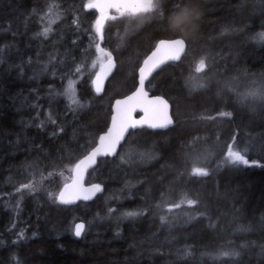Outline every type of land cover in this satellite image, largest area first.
Returning <instances> with one entry per match:
<instances>
[{
  "label": "trees",
  "instance_id": "16d2710c",
  "mask_svg": "<svg viewBox=\"0 0 264 264\" xmlns=\"http://www.w3.org/2000/svg\"><path fill=\"white\" fill-rule=\"evenodd\" d=\"M87 2L0 0V264H264V104H241L236 94L264 78V0H159L163 18L108 19L103 41ZM184 9L192 14L178 19ZM170 16L188 47L147 88L169 99L179 119L168 129L139 128L134 145L101 158L87 177L103 188L95 198L60 203L75 164L107 129L114 99L136 88L138 65L156 42L176 35ZM97 43L116 60L101 94L92 84ZM202 56L208 67L197 72ZM69 80L83 108L64 94ZM243 139L261 152L247 148L248 165L229 163V146L243 153ZM129 146L156 158L122 163ZM203 146L213 152L202 164L209 174L193 175ZM41 174L36 191H18ZM185 194L197 203L169 212ZM232 250L240 255H221Z\"/></svg>",
  "mask_w": 264,
  "mask_h": 264
},
{
  "label": "snow or ice",
  "instance_id": "6c2138e0",
  "mask_svg": "<svg viewBox=\"0 0 264 264\" xmlns=\"http://www.w3.org/2000/svg\"><path fill=\"white\" fill-rule=\"evenodd\" d=\"M54 5L49 6V13L52 12ZM86 9H97L100 12L99 17L95 20V30L99 36V39L103 41L104 39V24L108 19L116 20V17H109L107 14L108 9H115V11L121 17H134L142 16L145 18L147 14H154L163 18L164 12L161 3L159 0H88L84 5ZM181 6L179 4L175 5V10H179ZM197 16L202 17V13L196 9H193ZM192 13L188 9L183 10V16L178 19H187ZM59 16V13H56ZM172 16L167 18V23L172 30L170 25V19ZM55 20L50 19L49 24L54 23ZM73 23H77V20L74 19ZM49 28L44 29V34L47 35ZM173 31V30H172ZM228 29L224 30L226 33ZM174 32V31H173ZM175 33V32H174ZM222 33V35L224 34ZM173 38L161 39L154 46V50L151 51L150 55H147L140 65H138L139 71V87L131 95L126 97L123 100H116L114 115L111 117V127L107 131L100 135L98 138V144L94 146L90 152L84 155L83 159H80L78 163L75 164L74 172L75 177L71 184L67 182L64 185L63 190L55 197L60 203H70L72 199L79 198L80 194L83 193V198L85 200L90 199L92 195L96 192H102L103 188L100 184H92L89 188L83 186V177L84 173L88 166L95 163L96 157L98 155H116V149L118 145L121 144V141H124L125 144H135L133 136L137 129L143 128L146 124L148 128L151 129H168L170 126H174L179 119L178 113L172 111V106L161 96H154L151 99L148 96V92L145 91V80L153 72H155L160 65H162L167 59H178L179 54L184 52L188 47L189 39H186L183 35L177 34ZM264 35V34H262ZM196 36V35H195ZM178 37V38H177ZM96 49V60L92 62V66L95 67L98 63L100 65V71L95 73V79L92 80V84L95 88L96 93H100L103 90V82L108 74L116 67V60L111 51H107L105 48L100 47V44L95 45ZM207 56H202L199 59V62L196 67L197 72H203L207 67ZM85 61H81L79 65L75 66V73L81 74L83 71ZM196 82L199 87H204V82L201 78H196ZM74 81L69 80L68 87L65 90L64 94L68 97L71 105H74L78 108H83L85 105L80 102L75 93ZM226 87L230 91L236 92V89L232 88L230 84H226ZM238 96V101L241 104L251 100L253 102L259 101L261 104H264V78H261L260 81L255 79L251 80L249 87L242 92H236ZM137 106H140L145 113L142 120H135L132 118V112ZM221 116H230L231 113H220ZM176 117L174 120L173 117ZM211 118V117H209ZM63 129H61L62 131ZM126 137L128 139H126ZM247 150L242 153L239 150L234 151L231 146H229L227 151V160L231 164H244L248 165L249 160L246 158ZM155 155L152 153L138 151L135 148L129 146L123 155H120V160L122 163L133 164L146 162L148 160L155 159ZM204 160L207 159V156L203 157ZM201 157L197 155L193 159V168L192 174L199 176H207L208 170L205 167L196 166ZM63 175V173H59ZM53 173H49V176ZM43 174L40 175L39 181L35 179L27 184L21 185L18 191L27 189L30 192L36 191L37 187L43 184V181L46 179ZM49 196L52 197L53 194L49 193ZM187 203L189 205H194L197 202L193 199H189L185 194L180 203H173L167 205V210L169 212L174 208H180L182 203ZM142 213L133 212L127 213L129 216H136ZM166 216L161 217L162 222L167 221ZM84 228L83 224H78L75 227V235L80 236L81 231ZM246 247V245H245ZM261 254L264 255V246H261ZM223 256H239L240 253L236 250L231 252H222Z\"/></svg>",
  "mask_w": 264,
  "mask_h": 264
},
{
  "label": "water",
  "instance_id": "95a60500",
  "mask_svg": "<svg viewBox=\"0 0 264 264\" xmlns=\"http://www.w3.org/2000/svg\"><path fill=\"white\" fill-rule=\"evenodd\" d=\"M94 10H95L97 13L100 14V12H99L97 9H94ZM110 11H115V9H108V10H107V13L110 12ZM177 38H178V37H177ZM161 39H169V38H161ZM161 39H159V40H161ZM159 40H158V41H159ZM158 41H157V42H158ZM157 42H156V43H157ZM155 45H156V44H155ZM152 50H154V47H153ZM152 50H151V51H152ZM186 50H187V48H186ZM186 50H185L184 52H181V53L179 54V58H178V59H167V60H165V62H164L162 65H160V67L163 66L164 64L168 63V62H177V61H180V60L182 59L184 53L186 52ZM151 51H150L147 55H150V54H151ZM160 67H159V68H160ZM115 68H116V67H115ZM115 68H114V69L108 74V76L105 78V80H104V82H103V90H102V92L97 93V94H101V93H103V91L105 90V87H106L107 81H108L109 78L111 77V75H112V73L114 72ZM159 68H158V69H159ZM158 69H157V70H158ZM157 70H156V71H157ZM99 71H100V69H99L96 73H98ZM156 71H155V72H156ZM155 72H153L150 76H148V77L146 78V80H145V91L148 92V96H149L150 99H151L152 97H154V96H161V97H163L165 100H167L168 103L172 106V104H171V102L169 101V99H167L165 96L160 95V94H152L151 91L147 88V83H148V81L150 80V78L152 77V75H153ZM94 79H95V76H94L93 80H94ZM138 87H139V71H138V81H137V86H136V88H135L133 91H131L130 93H128V94H126V95H124V96H121V97H117V98L114 99V101H113V103H112V114H111V117H112V115L115 114V113H114V109H115V102H116V100H123V99H125L126 97L131 96V95L137 90ZM93 88H94V86H93ZM94 91H95V88H94ZM95 92H96V91H95ZM144 115H145V113L143 112V110H142V108H141L140 106H137V107L135 108V110L132 112V118L135 119V120H142V119L144 118ZM173 118H174V117H173ZM174 120H175V119H174ZM109 127H111V119H110V122H109V125H108L107 129H108ZM143 127L148 128V126H147L146 124H145ZM170 127H171V126H170ZM107 129H106L103 133H101L100 135H103V134L107 131ZM149 129H151V128H149ZM154 130H155V129H154ZM162 130H163V129H162ZM98 138H99V137H98ZM126 139H127V137H126ZM123 143H124V141H121V144L118 145V147H117V149H116V153L119 152V150H120V148H121V146H122ZM97 144H98V139H97V142H96V144H95L94 146H96ZM94 146H93V147H94ZM93 147H92V148H93ZM92 148H91V149H92ZM91 149H90L88 152H90ZM88 152H87V153H88ZM87 153H86V154H87ZM86 154H85V155H86ZM114 156H115V155H107V156H105V155H98V156L96 157L95 163L92 164V165H90V166H88L87 169H86V171H85V173H84V177H83V181H82V183H83V186H84L85 188H89L92 184H99L98 182H87V177H88V173H89V171H90L92 168H94V167L98 164V162H99V160H100L101 158H104V157H114ZM83 157H84V156H82L80 159H83ZM80 159H79V160H80ZM79 160H78V162H79ZM78 162H77V163H78ZM74 168H75V166H74ZM74 168H73V171H72V177H71V180L67 182L68 184H71V183L73 182L74 177H75ZM64 185H65V184H64ZM64 185H63V187H62L61 190H63ZM61 190H60V191H61ZM99 193H100V192H96L94 195L91 196L90 199H87V200H91V199L95 198ZM83 195H84V194L81 193L80 196H79V198L72 199V202H70V203H64V204H72V203H75V202H77V201H79V200L87 201V200H85V199L83 198ZM78 224H83V225H84V228H83L82 231H81V235H80V236H77V237H81L82 234H83L84 231H85V226H86V224H85V222H83V221H79V222H77V223L75 224V227H76V225H78Z\"/></svg>",
  "mask_w": 264,
  "mask_h": 264
},
{
  "label": "rangeland",
  "instance_id": "374dc122",
  "mask_svg": "<svg viewBox=\"0 0 264 264\" xmlns=\"http://www.w3.org/2000/svg\"><path fill=\"white\" fill-rule=\"evenodd\" d=\"M108 14V16L109 17H113V16H115V17H118L119 16V14H117V13H107ZM112 20V19H111ZM100 69V66H99V68L97 69V70H99ZM244 142V143H243ZM241 146L242 147H244L245 149H249V150H251V151H257V152H261V149L260 148H257L255 145H253L252 143H248V139L246 140V139H243L241 142ZM250 145V146H249ZM212 154H213V152L211 151V149L209 148V146H207V147H205V146H203V147H199V148H197L196 150H195V154H194V158L197 156V155H199L200 157H201V159H200V161L199 162H197V163H199V165L201 166V167H203V163H205L206 162V160L210 157V156H212ZM205 156H207V159L206 160H204V158L203 157H205ZM198 166V165H197ZM200 166H198V167H200Z\"/></svg>",
  "mask_w": 264,
  "mask_h": 264
}]
</instances>
